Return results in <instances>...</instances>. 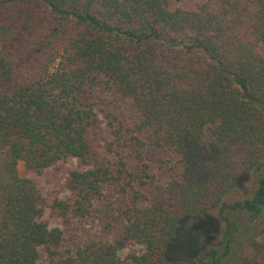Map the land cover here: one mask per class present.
<instances>
[{
    "label": "trees",
    "instance_id": "trees-1",
    "mask_svg": "<svg viewBox=\"0 0 264 264\" xmlns=\"http://www.w3.org/2000/svg\"><path fill=\"white\" fill-rule=\"evenodd\" d=\"M71 159L68 199L20 174ZM48 210L100 233L62 252ZM42 250L48 264H264V0H0V264Z\"/></svg>",
    "mask_w": 264,
    "mask_h": 264
},
{
    "label": "rangeland",
    "instance_id": "rangeland-1",
    "mask_svg": "<svg viewBox=\"0 0 264 264\" xmlns=\"http://www.w3.org/2000/svg\"><path fill=\"white\" fill-rule=\"evenodd\" d=\"M176 5L183 8H195L202 4L205 0H174ZM152 171L157 173L158 179H164L170 177L168 175L169 166H163L157 160L152 161ZM80 167V164L77 160L71 159L64 163H61L57 167L46 170L43 174L39 176H34L28 173L24 165H20V174L23 177H29L34 179L42 193L49 198L59 197L61 199H68L71 197L70 192L65 187V181L68 177V174L71 170L77 169ZM249 178L244 180V185H241V188L233 190L230 193L226 203L233 204L239 199L246 197V188L247 186L250 189H253L255 183ZM216 220L218 219V214H214ZM45 220L48 222L50 228H60L64 231V244L60 248V251L64 252L68 249H76L80 245H83L87 240H92L100 233L99 222H94L93 220L85 222H76L72 226H65L62 221L56 216L52 215L48 210L45 214ZM139 250V247H135ZM179 258V257H178ZM41 264H48L49 258L44 250L41 251Z\"/></svg>",
    "mask_w": 264,
    "mask_h": 264
}]
</instances>
